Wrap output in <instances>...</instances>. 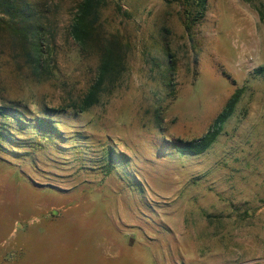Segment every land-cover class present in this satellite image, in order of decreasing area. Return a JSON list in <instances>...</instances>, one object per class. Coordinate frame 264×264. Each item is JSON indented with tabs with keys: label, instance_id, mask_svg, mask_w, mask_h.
Listing matches in <instances>:
<instances>
[{
	"label": "rangeland",
	"instance_id": "1",
	"mask_svg": "<svg viewBox=\"0 0 264 264\" xmlns=\"http://www.w3.org/2000/svg\"><path fill=\"white\" fill-rule=\"evenodd\" d=\"M79 1L42 0L52 51L40 70L0 25V109L21 115L0 116L12 143L0 140V260L264 264V0H207L204 18L191 0H99L86 51L69 36ZM107 41L122 66L81 112ZM238 90L205 153L175 150Z\"/></svg>",
	"mask_w": 264,
	"mask_h": 264
},
{
	"label": "trees",
	"instance_id": "2",
	"mask_svg": "<svg viewBox=\"0 0 264 264\" xmlns=\"http://www.w3.org/2000/svg\"><path fill=\"white\" fill-rule=\"evenodd\" d=\"M99 0H80L76 6L74 16L69 24V36L78 45L81 51L92 45L97 44L99 35L97 31L96 10ZM207 0H191L187 6L190 9H198L200 18H204ZM50 10L42 0H0V25L5 28L14 38L20 41L27 50V58L35 70L44 67L46 59L51 55L52 42L49 40ZM187 18L185 23L186 31L189 33L193 25L200 18L195 17L192 22ZM99 50V69L96 81L91 85L87 94L80 101L76 108L85 112L96 106L100 102V97L104 92L107 82H113L119 74L118 68L122 66L124 53L116 42L107 41ZM170 66L172 65L169 61ZM256 74L263 75L264 67L256 69ZM242 91H236L218 115L210 130L200 139L193 141H176L173 146L179 153L201 155L205 153L220 136L223 125L235 113L236 107L241 100ZM11 109H0V116L12 121L21 122V115L17 111H7ZM16 112V113H15ZM5 128L0 127V140L5 144L11 145L9 135ZM46 130V129H44ZM51 133L50 129H47ZM43 136L45 142H49V134L38 133Z\"/></svg>",
	"mask_w": 264,
	"mask_h": 264
},
{
	"label": "crops",
	"instance_id": "3",
	"mask_svg": "<svg viewBox=\"0 0 264 264\" xmlns=\"http://www.w3.org/2000/svg\"><path fill=\"white\" fill-rule=\"evenodd\" d=\"M3 168V167H0ZM6 167H4L1 171H0V191H5V188L8 184V181L10 179V175L9 172H7ZM0 264H4L3 261L0 260Z\"/></svg>",
	"mask_w": 264,
	"mask_h": 264
}]
</instances>
